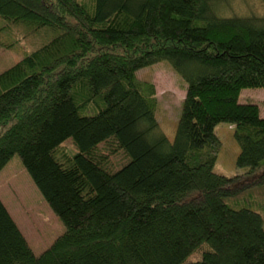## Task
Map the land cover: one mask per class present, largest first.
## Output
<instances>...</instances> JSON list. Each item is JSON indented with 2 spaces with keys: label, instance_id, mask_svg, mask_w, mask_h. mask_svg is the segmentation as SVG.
<instances>
[{
  "label": "trees",
  "instance_id": "obj_1",
  "mask_svg": "<svg viewBox=\"0 0 264 264\" xmlns=\"http://www.w3.org/2000/svg\"><path fill=\"white\" fill-rule=\"evenodd\" d=\"M220 2L0 0L22 54L0 72V171L18 155L65 226L35 255L0 200V264H264V117L240 102L264 88V15ZM160 61L186 83L172 140L136 75Z\"/></svg>",
  "mask_w": 264,
  "mask_h": 264
},
{
  "label": "rangeland",
  "instance_id": "obj_2",
  "mask_svg": "<svg viewBox=\"0 0 264 264\" xmlns=\"http://www.w3.org/2000/svg\"><path fill=\"white\" fill-rule=\"evenodd\" d=\"M220 4L221 13L226 15H264V0H221ZM8 37L10 35L7 33H0V41L7 45L11 42ZM11 46L8 48L0 45V72L22 57L20 46ZM136 75L139 80L155 85V116L161 130L172 140L185 96V81L167 61L144 67ZM240 102L258 104L260 114L264 117V88L243 89ZM215 132L221 141L215 170L232 176L237 171L236 159L239 152L234 126L222 122L215 127ZM65 146L69 152L74 151L71 140ZM0 200L18 224L35 255L41 254L65 230L63 222L40 194L18 155H14L0 171Z\"/></svg>",
  "mask_w": 264,
  "mask_h": 264
}]
</instances>
